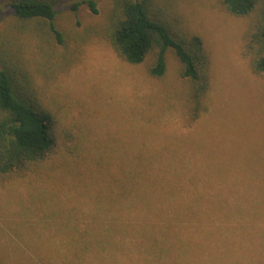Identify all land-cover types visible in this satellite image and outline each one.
Returning <instances> with one entry per match:
<instances>
[{"label": "rangeland", "instance_id": "obj_1", "mask_svg": "<svg viewBox=\"0 0 264 264\" xmlns=\"http://www.w3.org/2000/svg\"><path fill=\"white\" fill-rule=\"evenodd\" d=\"M7 1L0 64L54 118L58 146L38 169L0 179V255L168 264L178 254L157 257L145 239L167 215L192 264H264V78L244 49L254 15L232 16L219 0H164L167 18L209 58L195 109L173 52L162 78L148 75L151 57L133 66L118 56L114 0H91L95 13L74 7L88 0H51L62 44Z\"/></svg>", "mask_w": 264, "mask_h": 264}, {"label": "trees", "instance_id": "obj_2", "mask_svg": "<svg viewBox=\"0 0 264 264\" xmlns=\"http://www.w3.org/2000/svg\"><path fill=\"white\" fill-rule=\"evenodd\" d=\"M227 13L235 17L254 15L245 35V54L250 59L251 71L264 78V0H219ZM164 0H114V11L110 17V40L118 56L129 65L137 66L152 58L147 73L151 78H162L167 68V53L173 52L180 65L179 75L191 87L194 108H199L209 88V58L201 40L185 35L167 18ZM87 4L95 13L91 0L78 2ZM15 17L22 22H37L54 38L63 43V34L55 23L56 12L51 0H9ZM28 82L19 77L16 69L7 61L0 64V179L23 176L38 169L53 154L58 146L54 118L34 98ZM56 154V153H55ZM104 167V166H103ZM101 162L97 169H103ZM108 168V167H107ZM106 174L114 168L106 170ZM117 197V196H116ZM121 201V200H120ZM114 204L116 206L119 202ZM165 221L154 224L152 233L145 239L149 249L157 256L177 253L168 264H192V250L182 240L178 230L165 215ZM114 224V219L112 221ZM110 236V234L108 235ZM112 238L103 239V249L111 246ZM59 255V254H58ZM54 257L24 255H0L1 264H57ZM79 253L66 258L60 264H84ZM177 257L183 258L182 260Z\"/></svg>", "mask_w": 264, "mask_h": 264}]
</instances>
